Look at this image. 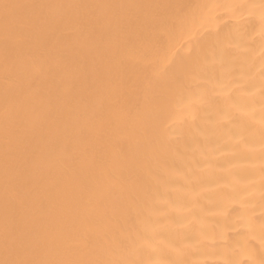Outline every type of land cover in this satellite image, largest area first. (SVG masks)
<instances>
[{
	"label": "bare ground",
	"instance_id": "6f19581e",
	"mask_svg": "<svg viewBox=\"0 0 264 264\" xmlns=\"http://www.w3.org/2000/svg\"><path fill=\"white\" fill-rule=\"evenodd\" d=\"M0 264H264V0H0Z\"/></svg>",
	"mask_w": 264,
	"mask_h": 264
}]
</instances>
